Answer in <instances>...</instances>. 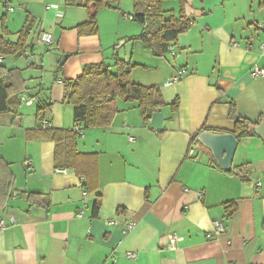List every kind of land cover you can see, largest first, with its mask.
Listing matches in <instances>:
<instances>
[{"label":"crops","instance_id":"obj_1","mask_svg":"<svg viewBox=\"0 0 264 264\" xmlns=\"http://www.w3.org/2000/svg\"><path fill=\"white\" fill-rule=\"evenodd\" d=\"M13 1L18 12L9 20L4 3ZM103 1L98 33L79 36L86 0H0L5 39L16 41L26 15L33 19L31 58L11 56L7 65L10 56L1 55L0 62L23 80L0 114V157L14 179L0 206V264H264V140L253 132L238 139L231 167L251 165L249 181L218 166L197 140L202 131L231 133V107L251 127L264 121V76L251 74L264 68V0H163L165 19L190 26L162 56L138 38L143 24L128 18L133 0ZM42 32L55 40L46 54L37 49ZM115 58L135 64L131 80L158 86L166 105L144 123L137 102L118 99L108 126L81 125L76 148L92 154L89 172L57 166L55 143L28 139L27 131L74 130L64 81L90 63L114 72ZM179 69L186 75L165 84ZM44 103L51 110L41 121L36 108ZM231 201L236 208L226 217ZM214 220L226 230L215 232Z\"/></svg>","mask_w":264,"mask_h":264},{"label":"trees","instance_id":"obj_2","mask_svg":"<svg viewBox=\"0 0 264 264\" xmlns=\"http://www.w3.org/2000/svg\"><path fill=\"white\" fill-rule=\"evenodd\" d=\"M163 0H133V19L143 24L138 38L144 46L152 50L155 56L166 54L176 40L177 34L187 30L190 23L182 18L165 19L162 11ZM74 3V0H66ZM107 5L103 0H86L88 11L87 19L76 26L79 36L96 35L98 33L97 12ZM0 55L23 56L32 49L30 34L33 19L30 14L18 32L16 41L4 38L8 33L5 27V14L0 17ZM115 71H111L104 62L90 63L83 66L78 77L64 81V100L73 106L74 130L42 128L27 131L26 137L48 138L55 143L54 158L57 166L74 168L82 171L83 175L89 172V162L92 154H82L77 151L76 138L82 128L108 126L118 112L117 100L137 102L142 119L147 123L154 111L166 105L162 94L156 85H141L131 80V68L135 64L115 58ZM23 85L20 71L17 68L8 69L0 64V114L9 111L12 105L11 96L18 94ZM178 101L171 105L176 110ZM51 110V103H44L36 108V116L44 121ZM229 117L233 121L232 134L240 139L252 135L253 125L247 119L236 116L231 107ZM78 128L77 130L75 128ZM235 174L243 181H249L253 176V169L248 163L224 169ZM13 175L8 164L0 157V206L5 204L10 191L13 189ZM86 187V182H85ZM29 197L35 202H45L46 197L40 193H30ZM99 207V196L94 203V213ZM225 216L230 217L235 211L234 202L223 204Z\"/></svg>","mask_w":264,"mask_h":264},{"label":"water","instance_id":"obj_3","mask_svg":"<svg viewBox=\"0 0 264 264\" xmlns=\"http://www.w3.org/2000/svg\"><path fill=\"white\" fill-rule=\"evenodd\" d=\"M25 57L31 58L28 53L24 54ZM65 55L57 56L56 61L62 64ZM251 132L258 134L264 140V121L257 127H251ZM197 140L206 146L218 166L223 169L231 167L232 159L238 145V139L229 132H212L202 131L198 134Z\"/></svg>","mask_w":264,"mask_h":264},{"label":"built area","instance_id":"obj_4","mask_svg":"<svg viewBox=\"0 0 264 264\" xmlns=\"http://www.w3.org/2000/svg\"><path fill=\"white\" fill-rule=\"evenodd\" d=\"M5 9L9 10V11H13V7L10 6V4L8 2L4 3ZM129 19H133V16L130 15L128 16ZM38 44H40L41 46H53V44L55 43V40L53 38V36L47 32H42L39 35V38L37 40ZM2 61V56L0 55V62ZM252 76H264V68L263 69H259V68H254L251 72ZM186 75V72L184 69H179L169 80L166 81L165 84H171L173 82H177L178 80H180L182 77H184ZM30 103V101H29ZM48 124L45 123V126H47ZM76 130L78 129L77 127L75 128ZM131 139V138H130ZM259 184V183H258ZM11 222H14V220L11 218L10 219ZM213 225H214V230L215 232H223L224 230H226V227L222 224V222L220 220H214L213 221ZM5 226L4 222H0V227L3 228ZM178 240V236H176L175 234H172L169 236V243L168 246L169 248H174L175 246V242ZM127 256L130 258H135L136 257V253L135 252H128Z\"/></svg>","mask_w":264,"mask_h":264},{"label":"rangeland","instance_id":"obj_5","mask_svg":"<svg viewBox=\"0 0 264 264\" xmlns=\"http://www.w3.org/2000/svg\"><path fill=\"white\" fill-rule=\"evenodd\" d=\"M11 7H13V13H9V20L16 18V14L18 12V6L16 5V2L13 1L11 3ZM1 11V10H0ZM10 12V11H9ZM33 37V32L31 33V37L30 39ZM43 47V48H42ZM42 47H38L37 49L42 53V54H46L47 53V49L45 48L46 46H42ZM40 48V49H39ZM12 57L10 56L9 58L5 59V64L9 65L8 60L11 59ZM5 66V65H4Z\"/></svg>","mask_w":264,"mask_h":264}]
</instances>
